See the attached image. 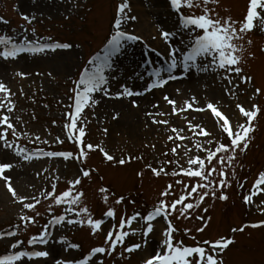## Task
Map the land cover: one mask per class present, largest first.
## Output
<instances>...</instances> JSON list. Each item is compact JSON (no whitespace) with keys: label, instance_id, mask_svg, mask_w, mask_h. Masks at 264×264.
Here are the masks:
<instances>
[{"label":"rangeland","instance_id":"1","mask_svg":"<svg viewBox=\"0 0 264 264\" xmlns=\"http://www.w3.org/2000/svg\"><path fill=\"white\" fill-rule=\"evenodd\" d=\"M122 2L124 0H0V17H3V20H0V35H10L15 41L22 42L24 27H27L29 40L66 42L72 45L70 49L49 50L36 54L22 53L14 60L0 58V82L12 90L16 105L15 111L10 114L11 122L18 131L26 134L16 139L9 132L10 141L29 151L37 148L50 151L56 147L59 149L63 147L65 151L77 152L75 144L66 145L72 141L65 138L63 127L64 113L68 111L67 105L72 102L73 82L82 74L87 61L93 56L103 55L106 41L114 31L118 5ZM130 2L131 15L138 19L129 21L126 29L130 34L142 37V40L126 42L121 52L113 57V67L106 71V74H110L109 87L112 98L97 93L96 98L100 100V104L86 108L82 121L86 123L85 142L104 148L114 160L108 161L97 148L88 154L86 163L63 158L25 161L18 157L13 149L0 147V163L13 164L4 175L10 177L11 186L17 196L29 197L26 202H33L31 200L33 196L43 200L41 193L51 192L53 183L57 185V194H62L70 187L69 181L81 178L82 183L78 190L84 193V197L80 206H87L94 219L106 217L104 213L110 207H114L117 214L115 221L111 218L105 219L109 222L108 226L113 223L118 225L121 215L130 217L136 212L142 215L149 213L159 202L160 193L168 184H173V190L178 196L179 187L175 184L177 179H184L185 183L193 182L186 177L164 174L157 177L151 170L161 167L168 172L178 170L175 164L177 159L181 165L187 167L185 147L177 148V145H186L191 149L189 156L200 155L203 158L206 154L202 151L197 152L195 143L203 142L207 146L209 139L215 140L216 144L229 143L218 129L211 110L196 111L195 108H206L207 103H212L235 123L237 120L245 122L239 115L238 103L246 109L259 105L261 113L253 122L256 131L253 133L252 143L247 152L237 153L238 158L234 162L235 178L229 169L232 187L225 190L229 196L228 201L209 197L201 208L196 210V214L203 215L205 221H198L193 216L190 221L177 222V226L181 229L192 228L193 234L200 241L205 239L215 241L221 237L234 238L235 243L223 252L224 264H264V227H249L244 232H232L233 228L264 221V192L254 197L250 205L243 199L251 193L259 174L264 172V28L256 21L257 27L249 32L244 40L239 41L243 48V52L240 53L243 56V63L240 65L244 69L242 75H247L252 80L245 85L237 78L236 82L240 83V88L233 89L231 95L225 92L227 80L223 78L226 74L222 70L200 72L195 69L186 75L178 69L176 74L181 78L170 81L163 89L149 92L146 85L151 83L152 78L148 75L150 67L147 62H151L155 69L165 67L169 49L176 47L181 52L185 51L189 46L190 37L178 30L176 14L170 11L167 0ZM248 6L249 0H219V4L213 7L223 18L231 16L233 20L243 21ZM194 11L199 14V10ZM23 15L34 16L35 19L28 24L22 18ZM33 28L36 30L35 36L31 34ZM162 29L175 33L172 42L166 43L163 40ZM249 40L251 43H248ZM149 48H154L156 53L150 54ZM18 73L26 75L21 76ZM124 85L132 87L135 91L145 92L144 95L132 98L138 102L139 107H133L130 99L115 98ZM257 88L261 89L259 95L255 93ZM165 95L177 101V108L184 107L186 101L192 102V97L196 98V103L193 104V108L173 115L172 106L164 100ZM157 112L165 113L155 118L168 121L167 124L152 122L153 116H149L148 113ZM3 114L0 112V115ZM117 114L119 118L114 119ZM189 121L193 125H201L212 134L211 137H194L188 129ZM173 127L183 128L182 135L190 139L170 141L169 136L174 135L171 132ZM37 135L48 143H32ZM57 136L64 140L63 144L55 142ZM216 144L211 147L214 149ZM173 148H177L179 156L172 153ZM122 159L126 163L120 164L119 161ZM169 161H173L174 166H171ZM83 169L91 170L92 175L81 177ZM141 172L142 177L139 175ZM56 176H59V180L55 179ZM241 184L244 185L243 188ZM101 188H108L109 192L103 193L100 191ZM261 188H264V185H261ZM105 195L108 196L107 204L104 203ZM120 197L124 198V203L118 205L115 201ZM47 206L48 203H43L38 207L41 215L37 225L30 227L26 233L21 228L20 237L26 245L32 235L40 234L43 226L49 223L53 215H59L66 207L55 206L49 213L46 211ZM205 207L208 208L207 213L203 211ZM22 209L23 205L12 196L5 180L0 178V231L20 221ZM27 214L32 215L31 212ZM208 217H211L210 222L207 221ZM162 219L153 222L156 227L148 237L147 247L130 254L125 252L123 257L120 255L123 250L118 248L111 256L102 255L104 264H145L146 258L154 254L161 238V229L164 227ZM205 222H208L205 232H196L195 230ZM78 227L77 233H72L67 238L69 244L80 245L79 249H75V253L67 252L59 243L62 240L60 238H63L69 229L64 226L59 230L55 229V243L47 248L50 257L39 264H55L57 259L76 261L83 255L80 253H89L94 247L104 244V232L108 227H102V231L96 235L91 234V229L87 225ZM136 227L138 225L134 223L133 228ZM30 230L33 232L29 233ZM177 238H185L188 244L193 243L184 237L183 232L177 234ZM16 239L11 237L0 240V249L9 251V246ZM135 243H143L140 233L130 236L125 247ZM99 259L102 257L99 256ZM29 264L38 263L36 261Z\"/></svg>","mask_w":264,"mask_h":264},{"label":"snow or ice","instance_id":"2","mask_svg":"<svg viewBox=\"0 0 264 264\" xmlns=\"http://www.w3.org/2000/svg\"><path fill=\"white\" fill-rule=\"evenodd\" d=\"M219 0H169L170 9L177 16L178 30L187 34L190 39L188 47L181 52L176 47H171L168 51V59L166 66L149 72L148 75L152 78L149 85H146L147 91L154 89H163L170 81L181 78L178 76L177 70H181L185 75L191 70L195 69L200 72H217L221 71L226 74L223 76L227 80L225 92L227 95L232 94L233 89L240 88V83L236 82L238 78L243 84L251 83L252 78L247 75H242L244 72L243 48L239 41L245 39L246 35L257 27L256 21H259V26L264 28V0H249L247 14L243 21L233 20L231 16L223 18L218 12H215L214 5H218ZM131 2L124 0L117 8V13L114 18V31L110 33V39L106 41L103 49V55L93 56L87 62L88 66L82 69V74L74 81L72 89L71 103L67 105L68 111L64 113L65 123L63 125L65 130V138L71 140L77 148V152L72 151H46L42 148H37L34 151H29L27 148H22L9 140V132L16 139H20L25 133L17 130V127L11 122L10 114L15 111L16 105L13 100L14 94L12 90L3 82H0V147L4 149H13L18 157L23 160H34L42 158H63L80 160L86 163L88 154L92 151L99 150L104 154L108 161H113L114 157L109 155L107 151L99 145L94 146L91 143L85 142L86 123L84 120V110L92 105H99L100 100L96 98V94L100 93L102 96L112 98L110 96L111 89L110 74L106 71L113 67V57L116 56L124 48L126 42H137L142 40L135 34H130L126 25L131 20H137L138 17L131 15ZM194 10H199V14ZM215 12V15L213 14ZM28 24H31L35 19L34 16L23 15L22 17ZM3 20V17H0ZM8 23V21H4ZM36 30L33 28L31 34L35 36ZM24 36L22 42H17L10 35H0V58L4 60L16 59L22 53H43L45 51H56L58 49H70L72 45L66 42H41L39 39H28V28L24 27ZM175 33L168 30H161V36L166 43H170L174 39ZM51 39V38H49ZM248 43H251L249 40ZM178 54L179 57L178 58ZM199 61V62H198ZM204 61H207L205 64ZM24 76L25 73H18ZM51 75V73H49ZM179 91V90H177ZM256 95L261 93V89H255ZM143 91H135L132 87L124 85L122 89L116 94V99H130L133 107H139L138 102L133 97L144 95ZM164 100L172 106V114L177 115L180 112L187 111L193 108L196 103V98L192 97V102H185V106L177 108V101L165 95ZM159 107V105H154ZM239 115L245 122L237 120L235 123L229 119L227 115L221 112L216 105L207 103L206 108H195L196 111L211 110V114L216 121L218 129L227 137L229 143L225 144L209 139L207 146L203 142L195 143L194 147L197 152H204L206 155L202 158L200 155L189 156L192 151L186 145H177L178 147H185L184 157H187V167L180 164L177 159L175 164L178 170L168 172L165 168H152L155 176L159 177L161 174L172 177H186L191 183H185L184 179H177L175 184L179 187V195L173 190V184H168L166 188L160 193L159 202L153 206L152 210L146 215L136 212L130 217L122 216L119 224H110L105 230V240L102 246L94 247L87 254L86 258H81L76 261H62L57 259L55 264H104L103 259H99L100 255L111 256L120 248L121 257L124 253H133L142 247H147L148 237L154 232L156 224L154 221H159L160 218L164 224L161 229V238L157 243L154 254L150 258H146L145 264H224L223 252L226 251L230 245L235 243L234 238L221 237L215 241L205 239L200 241L197 236L193 234V229L183 228L177 226V222L183 220H192L193 216L198 221H205L203 215H197L196 210L201 208L205 200L209 197L213 199H220L228 201L229 196L225 190L232 187L229 180V169L231 175L235 178L238 152H247L252 143L253 133L256 127L253 122L257 120L261 113L259 105H254L251 109H246L242 104H237ZM165 113L157 112L155 114L148 113L153 116V123L167 124L168 121L158 120L155 117L164 115ZM118 114L114 119H118ZM188 129L192 132L194 137H211V133L205 130L201 125H193L191 121L188 123ZM107 129H105V132ZM184 129L173 127L171 132L174 135L169 136V140H187L190 137L182 135ZM57 144H63L64 140L60 136L55 137ZM32 143L47 144L48 141L41 140L40 136H35ZM216 144L213 149L211 145ZM177 148L171 151L174 155L179 156ZM167 155V153L165 154ZM184 157H181L183 159ZM130 159V158H129ZM120 164L126 163L125 160H120ZM172 164L173 161H169ZM13 167L11 163H0V178H3L7 187L11 191L12 196L23 205L22 213L19 216L21 223L16 224L15 230L7 232H0V240L9 237H18L20 230L26 233L30 227L37 225L38 217L41 213L38 205L43 201H50L46 211L51 213L55 206L66 205L64 214L53 215L48 224L44 225L42 231L38 235H32L27 241V245L23 239H16L10 245V250L0 255V264H29L31 261H39L47 259L50 256L48 250H38L37 246H47L51 240V228L57 225H79L81 227L87 225L91 229V234L96 235L102 231V225L106 221L101 219H94L90 209L87 206L81 207L83 203L84 193L78 190L82 179L75 178L69 181L70 187L63 191L62 194H57V185H51L52 191H45L41 193L43 200L40 197L33 196V202H26L29 197H19L16 191L12 188L10 177L4 175L6 170ZM151 168V166L149 165ZM91 170L83 169L81 177H90ZM142 177L143 173H139ZM59 180V176L55 177ZM264 172L259 174L254 187L250 194L244 196L246 204H252L253 198L258 197L260 192H264ZM241 184V188H243ZM101 192L108 193V188H101ZM219 193V195H218ZM171 198V199H170ZM104 203H108V196H104ZM116 204H123L124 198L120 197L115 201ZM205 213L208 208L203 209ZM31 212L32 215L27 213ZM116 209L110 207L104 216L116 219ZM74 216L76 218H69ZM211 217L207 218L210 222ZM208 222L203 223V226L198 227L195 231L204 233L208 227ZM138 227L133 228V224ZM260 228L264 227V221L254 224H245L240 228H233L232 232H244L246 228ZM127 229V230H125ZM183 232L184 237L193 241L192 244L186 243L185 238H177V234ZM140 233L143 243H135L131 246L125 247L126 241L130 236H135ZM64 244L67 241L61 240ZM27 246H31V250H26ZM68 247L79 249V244H69ZM95 258V259H94Z\"/></svg>","mask_w":264,"mask_h":264},{"label":"bare ground","instance_id":"3","mask_svg":"<svg viewBox=\"0 0 264 264\" xmlns=\"http://www.w3.org/2000/svg\"><path fill=\"white\" fill-rule=\"evenodd\" d=\"M143 29V28H142ZM106 227H107V225H106ZM38 264L40 263V262H37Z\"/></svg>","mask_w":264,"mask_h":264}]
</instances>
